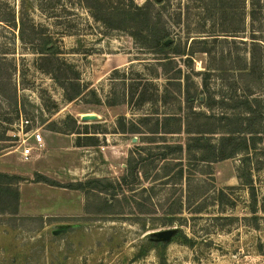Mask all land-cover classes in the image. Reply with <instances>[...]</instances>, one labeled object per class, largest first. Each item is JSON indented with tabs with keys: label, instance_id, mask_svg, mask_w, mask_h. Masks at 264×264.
Masks as SVG:
<instances>
[{
	"label": "rangeland",
	"instance_id": "rangeland-1",
	"mask_svg": "<svg viewBox=\"0 0 264 264\" xmlns=\"http://www.w3.org/2000/svg\"><path fill=\"white\" fill-rule=\"evenodd\" d=\"M214 1L0 0V173L18 190L0 178V264H264V16L246 0L228 36L242 0ZM31 130L55 140L25 160ZM223 132L263 140L212 162Z\"/></svg>",
	"mask_w": 264,
	"mask_h": 264
},
{
	"label": "trees",
	"instance_id": "trees-1",
	"mask_svg": "<svg viewBox=\"0 0 264 264\" xmlns=\"http://www.w3.org/2000/svg\"><path fill=\"white\" fill-rule=\"evenodd\" d=\"M232 0H230L231 2ZM262 1V2H260ZM245 2L246 0H242V6H241V16H240V28L235 29V28H225L223 30H221V33H224L228 36H234V34H237L239 32H243L244 30V26H245V21H246V6H245ZM249 4L251 7V11L249 12V17L251 20H254L256 18V15L262 13L264 16V0H249ZM148 3H145L144 6L142 7H137V6H133L132 10L134 11L133 13H131L129 16L132 17H128V21H134V26L133 29L135 30L134 32L131 33V36L134 39H137L138 36L142 35V32L139 30V23L135 22L136 19L135 18H141V16H143V11L146 10ZM214 6L218 9H224L226 8V4H225V0H216L214 1ZM142 13V14H141ZM141 14V16H140ZM167 38L165 35H156L155 36V43L156 46L163 51V53L165 54V58L167 60V62L172 61L169 60L170 57L167 56L168 55V51L171 47V43L169 44H165ZM193 41V40H192ZM34 54H39L41 56V58H48L49 55H54L56 53V49L53 47H48L47 46V42H44L41 47L36 48V49H32ZM200 52H204V51H200ZM81 94V92L76 93V96H79ZM121 133H124V128H121ZM129 133L132 134H138L140 133L138 129L136 128H132L131 131ZM171 133V132H168ZM239 133V132H237ZM241 135L243 136H239L236 137L235 134L236 132H223L222 135L217 138L214 142V144H210L209 145V149L212 150V154L214 155L213 157V161H223V160H227V159H231L234 158L238 155H242L243 156V161H245L246 159H248L249 154L252 152L256 151V146H257V140L258 141H262L263 139L260 138L258 136V132L253 133V132H240ZM200 134V132H199ZM246 135H250V136H246ZM255 135V136H253ZM205 136H199L196 137L195 139L198 141H201L202 139H204ZM202 149V148H200ZM216 153V154H215ZM128 162V166H127V170H126V177H132V179L136 180V167H134L132 165V163L130 162V160L127 161ZM0 178L5 179L8 181V186L6 187L5 190L8 189V191H12V193L15 195V199H14V205L16 206L18 204V190L16 189H12L11 185L16 186L17 182H14V180H16L17 178L15 176H7L5 174H1L0 173ZM237 178L239 180H242V178H244L243 174L240 173L239 171H237ZM125 181V178H122L121 181ZM35 182H40V180H37ZM244 185H250L251 183H249L248 181H244L243 182ZM245 220H247L248 218H244ZM250 219H256L255 216H252Z\"/></svg>",
	"mask_w": 264,
	"mask_h": 264
},
{
	"label": "built area",
	"instance_id": "built-area-1",
	"mask_svg": "<svg viewBox=\"0 0 264 264\" xmlns=\"http://www.w3.org/2000/svg\"><path fill=\"white\" fill-rule=\"evenodd\" d=\"M29 122L28 121H23L20 120V124H19V131L17 132V136L19 138L20 134H22L23 136V128L26 127V125H28ZM24 136H27L28 138L26 140L21 139L20 140V146L21 149V155L25 160H28L29 158H31L32 154H33V150H40L44 145H45V141H44V137L43 134L39 131V130H31L28 133H26ZM30 139V141H28Z\"/></svg>",
	"mask_w": 264,
	"mask_h": 264
},
{
	"label": "water",
	"instance_id": "water-1",
	"mask_svg": "<svg viewBox=\"0 0 264 264\" xmlns=\"http://www.w3.org/2000/svg\"><path fill=\"white\" fill-rule=\"evenodd\" d=\"M169 42H170V40H167L165 42V44H169ZM93 118H95V117H93ZM89 119L90 118L88 117V120ZM84 120H86V119H84ZM172 233H173L172 230H164V231H160V232L156 233V236H157V239L160 241H167L171 237Z\"/></svg>",
	"mask_w": 264,
	"mask_h": 264
},
{
	"label": "crops",
	"instance_id": "crops-1",
	"mask_svg": "<svg viewBox=\"0 0 264 264\" xmlns=\"http://www.w3.org/2000/svg\"><path fill=\"white\" fill-rule=\"evenodd\" d=\"M48 134L49 135H44L43 134V137H44V141H45V145H46V140L48 141V142H53L54 140H55V137L53 136V132H48Z\"/></svg>",
	"mask_w": 264,
	"mask_h": 264
},
{
	"label": "bare ground",
	"instance_id": "bare-ground-1",
	"mask_svg": "<svg viewBox=\"0 0 264 264\" xmlns=\"http://www.w3.org/2000/svg\"><path fill=\"white\" fill-rule=\"evenodd\" d=\"M84 119H86V120H84ZM87 120H88V118H86V117L83 118V121H87Z\"/></svg>",
	"mask_w": 264,
	"mask_h": 264
}]
</instances>
